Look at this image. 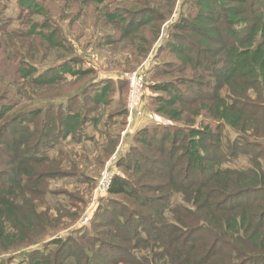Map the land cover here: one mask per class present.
Returning a JSON list of instances; mask_svg holds the SVG:
<instances>
[{"label": "trees", "instance_id": "obj_1", "mask_svg": "<svg viewBox=\"0 0 264 264\" xmlns=\"http://www.w3.org/2000/svg\"><path fill=\"white\" fill-rule=\"evenodd\" d=\"M13 1L16 25L6 28L7 34L31 36L37 45L69 51L50 19L20 22V7L41 14L38 1ZM175 1L161 5L151 0L155 8L147 0L124 14L107 10L105 18L119 24L120 32L101 42L112 44L150 22L161 27ZM174 14L164 30L154 32L162 41L148 69L153 111L182 121L183 109L175 103L206 86L210 80H202L208 76L214 80L215 98L199 108L226 123L233 134L224 136L220 126L214 133L207 123L189 124L193 120L185 127L147 121L136 134L141 147L131 146L114 160L105 205H99L97 221H88L97 228L83 225L62 232L58 220L76 213L48 215L41 201L58 211L68 198L83 204L98 174L96 166L114 151L117 130L126 123L125 98L118 92L123 80L116 75L97 81L88 77L73 91L39 99L28 88L23 89L26 96L3 90L0 264H264V0H180ZM12 21L7 8H0V30ZM21 43L17 39L10 47L21 50ZM28 56L33 57L21 55L14 61L9 53L15 76L30 87L59 85L95 71L75 55L48 64ZM162 73L168 77L153 79ZM113 89L117 92L107 97ZM110 109L114 112L107 116L90 114ZM247 119L260 120L263 133L244 125ZM110 125L114 133L107 130ZM248 134L256 139L247 140ZM68 143L81 150H65ZM90 145L102 147L98 156L84 154ZM251 145L249 156H241L243 163L233 165L232 160L240 159L234 153ZM154 152L159 156L150 154ZM181 160L184 166L175 171ZM60 180L74 184L75 194L85 187L82 196L75 198V190H48L51 181ZM58 194L63 199L53 197Z\"/></svg>", "mask_w": 264, "mask_h": 264}, {"label": "rangeland", "instance_id": "obj_2", "mask_svg": "<svg viewBox=\"0 0 264 264\" xmlns=\"http://www.w3.org/2000/svg\"><path fill=\"white\" fill-rule=\"evenodd\" d=\"M41 5L42 11L40 15L32 14L31 11L25 9L23 12L22 7H20V22L25 24H30L33 20H41L43 18H48L51 20L50 27H56L59 30V33L64 37V41L67 44L69 51L64 48L60 49H49L45 45H37L35 41L31 40V36H25L24 38L21 36H13L9 35L5 32L6 28L14 27L16 25L15 16L18 12V8H16V3L13 0H0V8H7V16L13 19L11 26H4L3 30H0V94L7 90L6 93L10 92H20L22 95L25 94V88L31 89L34 93L36 99L42 97H49L55 95H62L66 92L73 91L79 87L85 79L88 77H94V80H100L103 77H114V75L120 77L123 82V86L119 87V93L123 95L125 98L124 107L126 109V123L125 126L122 127L121 130H117L118 138L117 143L115 145L114 151L106 158L103 159L96 166V170H98V174L95 175L94 184L87 188L86 190L88 194L84 197L81 204V201L77 199H67L68 203L64 209L58 211L54 207H50L44 200L41 201L42 206L44 207L45 213L48 215H58L64 214L71 210V212H75L76 216L74 217H66L62 215V218L59 221L58 225L60 227H64V231H68L71 228H78L79 226L87 225L90 226V229H96L93 223H88L92 218L97 221L94 217H96V212H98L99 205H105L104 198L107 197V192L98 197L95 201L96 204H92L94 189L96 184L101 177L104 170H108L109 173L113 174V177L116 172V167L114 160L120 153H126L127 149L131 146L141 147L137 142V132L144 126V124L148 121L161 126H169L171 123L176 126L185 127L188 124V121L193 120L194 122H190L189 124H193L194 126H199L200 123L209 124L214 133L215 130L218 131L219 126L222 130L223 135H230L232 133V129L227 126L226 123L221 122L218 118L209 114L204 108H199V105L204 103H211V101L215 98V93L213 91L214 80L204 78L202 81L210 80L206 86H198L195 91H188V96L184 100H179V102L175 103V106L183 109V119L182 121H171L168 118L160 115L157 112H154L153 109L156 107V102L154 99H150L149 97L152 95L153 90L148 87V82H151L152 79L148 76V69L150 68V63L154 58V53L156 51V46L161 43L160 34L159 36H154L155 28L160 27L159 22H150L149 24L143 25L140 29L135 31L132 35L128 36H120L118 41L111 43L101 42V39L105 37V35L109 34H119L120 30L119 24L108 21L105 18V13L107 10L111 11L113 8H116L118 11H121L123 14L125 12H129V10L136 9L138 7L143 6L147 0H104L102 3L97 4L92 1H79V0H36ZM35 1V2H36ZM156 3L164 5L166 0H155ZM37 2V3H38ZM151 7L154 3L149 0ZM156 8V7H155ZM180 10V0H176L174 2V6L172 9L171 17L175 16L174 13H178ZM168 18L167 21L161 22L163 23L160 27V31L164 30L169 23L174 18ZM121 25V23H120ZM158 25V26H157ZM17 39H22L23 43H21V50H16L11 48V43L15 42ZM20 42H18V45ZM147 50V51H145ZM9 53L14 56V61L20 59L21 55H33V57L28 56V59L32 58V60H37L38 64H48L52 62H56L61 60L62 58L68 57L69 55H75L77 58L88 60L89 63L94 67L95 70L92 74L88 76H77L72 77L68 81L62 82L59 85H53L46 88H35L34 86L26 85L27 83L18 77L15 76L13 70V62L10 61ZM168 59V58H167ZM87 63V64H89ZM165 69V66L162 65ZM136 73L137 82H138V90L141 93V100L134 105V110L131 115H129V109L127 108L126 99L128 97L129 83L127 81V76L132 73ZM92 75V76H91ZM168 75L165 73L158 74L153 79H163L167 78ZM200 83V80H199ZM203 83V82H202ZM23 85H25L23 87ZM116 89V88H115ZM117 91L114 89L112 93L109 92L107 97H111ZM190 92V93H189ZM47 95V96H45ZM29 101V100H26ZM104 108V106H102ZM199 112H196L197 110ZM114 112V110L110 109L105 112H99L98 110H94L91 112V115L100 114L102 116L108 115L109 113ZM197 113L198 115H195ZM166 121V122H165ZM187 123H185V122ZM151 123H148L150 125ZM167 123V124H165ZM188 124V125H189ZM252 128L254 133H263V129L261 130V126H263L260 120L254 121L251 119H247L244 123ZM115 127L109 126L108 132L114 133ZM136 136V137H135ZM253 139L250 134L247 135V140L251 141ZM227 138L223 137V142L226 143ZM92 144V143H89ZM87 144V145H89ZM252 145L248 147H244L243 150H238L234 153V158L238 157L235 161H231L233 165H240L242 162V155L249 156L252 152ZM81 150L79 146L74 143H68L65 147V150ZM102 149L101 146H89L84 151V154L87 152H91L93 156L97 154V151ZM255 148L254 151H256ZM175 152V156L178 154ZM156 157L159 156V153L154 152L150 153ZM228 155V153H227ZM264 155V154H263ZM5 154L3 155V157ZM92 156V157H93ZM90 158L88 161H92L94 158ZM164 157V154L162 155ZM264 160V157H261ZM246 161V160H245ZM247 162V161H246ZM7 165V164H6ZM184 166V160H181L180 163L177 164L175 171H178L180 167ZM90 173L92 176L94 174ZM182 174L178 173V178H180ZM149 185V184H148ZM48 190H56V193L60 192V190H64L66 192L72 193V190H75V186L72 183H68L65 181H51L50 185H48ZM85 189L82 188L79 193L75 194L77 190L74 191L75 198L81 197L82 192ZM155 192H148L147 195H152ZM90 195V196H89ZM54 198L63 199L61 194L53 195ZM67 197V196H66ZM65 197V198H66ZM119 199L121 196H116ZM74 198V197H73ZM257 200V199H255ZM94 201V202H95ZM147 211V210H146ZM104 229V228H103ZM80 243H83L84 240H79ZM107 252V250L105 251Z\"/></svg>", "mask_w": 264, "mask_h": 264}, {"label": "built area", "instance_id": "obj_3", "mask_svg": "<svg viewBox=\"0 0 264 264\" xmlns=\"http://www.w3.org/2000/svg\"><path fill=\"white\" fill-rule=\"evenodd\" d=\"M127 81L129 83V92H128V97L126 99L127 102V108L129 109V115L132 114L134 110V105L137 104L141 100V93L138 90V82H137V77L136 73L132 72L130 73L127 77ZM140 83V82H139ZM166 122V121H165ZM167 124V123H165ZM113 180V174L106 169L102 173L101 177L99 178L96 187L94 189V197L92 200V204H96L97 201H95L98 197L100 198L103 196L109 189L111 182ZM95 201V202H94Z\"/></svg>", "mask_w": 264, "mask_h": 264}]
</instances>
